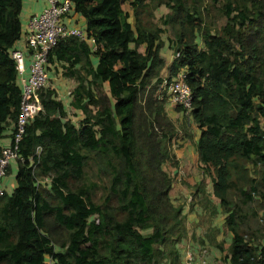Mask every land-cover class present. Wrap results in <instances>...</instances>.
<instances>
[{
	"label": "trees",
	"instance_id": "16d2710c",
	"mask_svg": "<svg viewBox=\"0 0 264 264\" xmlns=\"http://www.w3.org/2000/svg\"><path fill=\"white\" fill-rule=\"evenodd\" d=\"M186 1L69 0L94 50L60 39L44 70L75 82L69 106L80 119L54 89L40 91L43 112L0 180V264H180L185 217L170 198L176 173L163 170L178 166L170 145L179 130L157 98L166 68L186 73L198 162L231 234L224 264H264V214L254 208L264 209V0H210L226 20L217 31L199 0ZM22 2L0 0V140L19 113L10 53ZM161 6L168 13L155 22ZM158 23L173 34L168 66Z\"/></svg>",
	"mask_w": 264,
	"mask_h": 264
},
{
	"label": "crops",
	"instance_id": "0c3cea01",
	"mask_svg": "<svg viewBox=\"0 0 264 264\" xmlns=\"http://www.w3.org/2000/svg\"><path fill=\"white\" fill-rule=\"evenodd\" d=\"M45 5H46V0H23L22 2V10L20 15L21 27H22L21 36L20 39L13 45L11 51L18 50L23 53L24 66L26 69L23 78L27 77V70L31 61L30 53L29 56L25 57V54L22 51L26 48L25 37L27 34V23L31 17L39 15L42 12ZM64 22L70 27H78L84 29V20L77 14L69 13L64 17ZM87 43L91 47V49L94 50L92 41L89 40L87 41ZM142 50L143 48L141 47L140 51ZM163 59L166 62V66H168L173 60L172 58H163ZM93 60L94 63H96V59L94 58ZM164 72L165 70L162 71V73ZM48 78L49 81L55 79V82L51 85V88L56 91V94L59 96L63 94V96H65L67 105L64 104V102L63 104L66 112L69 114V111H72V113L75 114L74 110L69 106L70 93L75 87V82L73 80L64 79L61 76V74L53 75V73H49ZM19 81H20V86L22 88L23 82L20 77H19ZM165 110L167 115L172 119V121L175 123L176 127L179 130L177 137L180 136L183 138V136L180 134L181 129L185 132L186 135L189 132L186 131V128L188 129L192 128L196 130V135L193 137L198 140L199 131L192 124V122L189 121V119L186 117L184 112L177 111L168 102H166L165 104ZM77 116L80 119V115ZM9 124L10 126L8 127L5 136L0 140V147L2 148H6V146L9 147L8 145L11 143L10 136H11L12 125L10 122ZM196 142L197 141L194 142V147H192L191 145L189 146L186 145V147L184 146L185 149H181L179 151V155L178 153H174V156L177 158L175 159L176 161H178L179 167L183 170L182 173L186 174L185 171H190L191 169L192 171H196L194 172L195 176L193 178H187L186 180L185 178H183L181 180L184 183H186L185 185H182V183L179 184L181 181L177 179L178 178L177 176L176 180L173 181L172 189L170 191L171 201L173 202L174 205L181 207L182 213L185 217V222H188L190 224V230H187V237H185L178 244L177 247L179 249L180 260L182 261V264H184L183 260H185V257L188 254H190L193 257L194 259L193 264H196L202 256H205V258L212 264H224L223 257L227 254V249L231 242V234L230 232L227 231L226 227L224 226V216L221 212L218 201L211 195L212 194L211 181L209 178L206 177V175L201 170L195 148ZM181 162H185V164H189L187 166L189 169H185L184 167L180 166ZM179 167L177 166L175 171H178V173L180 174ZM196 167L197 169H195ZM188 176H190V173L188 174ZM197 180L200 181L201 183L200 186H203L202 187L203 189L198 193L204 192L208 201L213 205V207H215V210L217 209V213L213 217L210 216L209 211L205 209V207L202 205L201 198L194 199L191 197V195H189L190 192L187 189L188 187L192 189L193 194L196 193L195 187L198 186L196 184L199 183V181ZM9 184L10 185L13 184L11 178L9 180ZM207 235H209V239H207ZM216 244H222L223 251L218 250L215 247ZM204 251L205 254L203 255ZM181 254H183L184 258ZM185 262H187V258Z\"/></svg>",
	"mask_w": 264,
	"mask_h": 264
},
{
	"label": "built area",
	"instance_id": "2783aa9c",
	"mask_svg": "<svg viewBox=\"0 0 264 264\" xmlns=\"http://www.w3.org/2000/svg\"><path fill=\"white\" fill-rule=\"evenodd\" d=\"M71 12L69 0H46L42 12L33 16L27 23L25 45L30 49V65L27 77L24 56L21 51L15 50L10 53V58L15 64L18 76L22 79L21 99L19 113L14 123L11 134L12 147L1 150L0 180L5 176L11 162L17 157V148L25 133L27 125L40 113L43 107L39 99V93L47 87L48 75L44 70L47 57L58 40L68 37H76L80 40L89 41L85 31L78 27H70L64 22V17ZM91 41V40H90ZM93 43V42H92ZM159 89L163 94L157 97L165 100L171 106L181 107L184 114L191 109V90L186 83V73L180 70L175 76L168 74L161 76ZM45 181H48L45 179ZM3 189L0 185V195ZM264 235V230H263ZM205 251L203 252V255ZM187 264L193 263L190 254L187 255ZM196 264H212L205 256H202Z\"/></svg>",
	"mask_w": 264,
	"mask_h": 264
},
{
	"label": "rangeland",
	"instance_id": "374dc122",
	"mask_svg": "<svg viewBox=\"0 0 264 264\" xmlns=\"http://www.w3.org/2000/svg\"><path fill=\"white\" fill-rule=\"evenodd\" d=\"M199 1H200L199 5H197V6H201L202 7L201 10L203 11L204 15L207 16V19H209V22L213 23V27H214L215 31L219 30L221 27H223L226 24V20L224 18H221L220 15H219V12H218L219 3L215 4L216 7H213V4H212V2L210 0H199ZM197 2H198V0H197ZM186 6L187 7H191L192 6V0H187L186 1ZM124 10H127L126 6H124ZM154 13H155L154 14L155 15L154 16L155 17V22H158V20H159V18L161 16H164V15H166L168 13V9H166L164 6H161ZM158 26L160 28H164V30H165V32L161 35V40H162V43H163L162 45L163 46L160 49V55L162 56V58H172L173 59L174 55H173V52H172V50H171V48L169 46V40L173 39V34H172L171 31H169L168 27H163V25L161 23H158ZM255 38H256V36H255ZM198 42H199V47H201L202 44L200 43V40H198ZM164 70H165V72L162 73V74L167 75L168 74V69L166 68ZM162 74H161V76H163ZM54 82H55V79L51 80V81H48L47 87L51 88V85ZM159 85H157V96L159 94H163L164 93L163 90L161 91L159 89ZM57 98L59 100H62V102H64V104H66V98H65V96H63V94H61L60 96L57 95ZM172 107L176 108L175 105L172 106ZM69 117H71L73 122H77L79 120L78 116L76 114H73L72 111H69ZM186 131H189L188 132V134L190 135L189 137H187L185 135V132L181 129V133L180 134L183 136V138L178 136L177 139H175V142L172 144V146L170 145V150H171L172 154L178 153V155H179V151L181 149H185L186 145L187 146L191 145L192 147H194V142L197 141V139H195L193 137V136L196 135V130H194L192 128L191 129L186 128ZM181 147H183V148H181ZM191 163H193V162H191ZM188 165L189 164H185V162H181V164H180V166L184 167L185 169H189L187 167ZM178 167H179V165H178ZM176 168L177 167L175 165L171 164V163H167V165L166 164L163 165V170L164 171L166 170L165 172L170 173L171 176H173L175 173H176V177L179 175L178 178H177L179 181H181L183 178H185V180H186L187 178H193L195 176L194 172H196V171H192V169L190 171H185L186 174H184V173H182L183 170L179 167V172H180V174H179L178 171H175ZM195 169H197V167ZM189 173H190V176H188ZM197 181H199V180H197ZM181 183H182V185L186 184L183 181H181L179 184H181ZM196 185H199V187H201V188L203 187V186H200L201 185L200 181ZM187 189L190 192L189 195H191V197L194 198V199H196V198H201V199L206 198L205 197L206 195L203 196L204 193H198V194L195 193V194H193L192 193V189H190L189 187ZM254 208H255V211H257L259 216L264 214V209H263V212H262V210H258L259 207H258L257 204L254 206ZM260 223L258 222V219H257V225H259ZM261 224L264 225V222L261 223ZM204 226H205V224H204ZM186 227H187V229H186ZM185 230H186V237H187V230H190V224L188 222H185ZM186 241H188V240H186ZM181 255L183 256V254H181ZM187 257L188 256L186 255L185 260L182 259L184 261V264H187V262H185ZM183 258H184V256H183ZM193 261H194V259H193ZM180 264H182L181 260H180Z\"/></svg>",
	"mask_w": 264,
	"mask_h": 264
},
{
	"label": "clouds",
	"instance_id": "9594fccd",
	"mask_svg": "<svg viewBox=\"0 0 264 264\" xmlns=\"http://www.w3.org/2000/svg\"><path fill=\"white\" fill-rule=\"evenodd\" d=\"M41 114V113H40ZM18 116V115H17ZM9 122L11 123L12 125V130H11V134H12V131H13V127H14V124L9 120ZM11 137V136H10Z\"/></svg>",
	"mask_w": 264,
	"mask_h": 264
}]
</instances>
